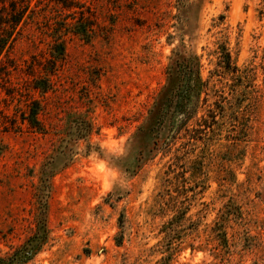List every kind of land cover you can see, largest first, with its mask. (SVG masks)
Returning a JSON list of instances; mask_svg holds the SVG:
<instances>
[{
    "label": "rangeland",
    "instance_id": "1",
    "mask_svg": "<svg viewBox=\"0 0 264 264\" xmlns=\"http://www.w3.org/2000/svg\"><path fill=\"white\" fill-rule=\"evenodd\" d=\"M35 5L16 31L0 0V258L46 224L22 264H264V0ZM177 50L202 109L142 141Z\"/></svg>",
    "mask_w": 264,
    "mask_h": 264
},
{
    "label": "trees",
    "instance_id": "2",
    "mask_svg": "<svg viewBox=\"0 0 264 264\" xmlns=\"http://www.w3.org/2000/svg\"><path fill=\"white\" fill-rule=\"evenodd\" d=\"M9 2L11 12L8 15L10 20L6 23L9 26L13 25L14 30H18L19 25L24 22L27 14L35 12L33 9L37 6H32L34 0H7ZM86 32V33H85ZM84 36H87V31H83ZM60 40V39H58ZM9 39L0 36V55L6 47ZM55 48H58L59 56L65 53V45L63 42L57 43ZM219 65L227 74H232L235 68L232 65L230 53L225 47H221ZM167 84L161 90L156 98L154 107L150 111L149 117L145 126L140 129L138 139L144 141L150 136L164 130L167 131V137L162 143L169 145L175 136L179 133H184L189 128V123L196 117L202 109L201 96L208 91L209 81H203L201 76V62L196 55H188L177 50L171 59L170 66L167 71ZM40 90H47L46 87H36ZM207 104V100L204 101ZM38 112L33 111L30 115L32 124L36 123ZM85 134L89 135L91 127H85ZM137 139V138H136ZM167 143V144H166ZM159 149V147H158ZM142 152V151H140ZM144 158L140 159L142 161ZM140 161H138L140 163ZM47 227L44 224L42 233L37 232L31 237L22 251L16 256L8 259H1L0 264H22L36 255L47 242Z\"/></svg>",
    "mask_w": 264,
    "mask_h": 264
}]
</instances>
